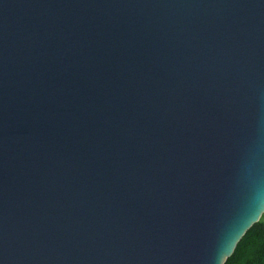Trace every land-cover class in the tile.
I'll return each mask as SVG.
<instances>
[{"label":"water","instance_id":"water-1","mask_svg":"<svg viewBox=\"0 0 264 264\" xmlns=\"http://www.w3.org/2000/svg\"><path fill=\"white\" fill-rule=\"evenodd\" d=\"M264 216V0H0V264H224Z\"/></svg>","mask_w":264,"mask_h":264},{"label":"trees","instance_id":"trees-1","mask_svg":"<svg viewBox=\"0 0 264 264\" xmlns=\"http://www.w3.org/2000/svg\"><path fill=\"white\" fill-rule=\"evenodd\" d=\"M227 264H264V222L247 232Z\"/></svg>","mask_w":264,"mask_h":264},{"label":"clouds","instance_id":"clouds-1","mask_svg":"<svg viewBox=\"0 0 264 264\" xmlns=\"http://www.w3.org/2000/svg\"><path fill=\"white\" fill-rule=\"evenodd\" d=\"M261 221L264 222V216L261 217ZM224 264H227V261H225Z\"/></svg>","mask_w":264,"mask_h":264}]
</instances>
